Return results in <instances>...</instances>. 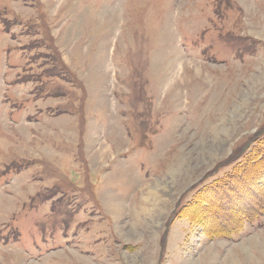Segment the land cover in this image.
<instances>
[{
    "label": "rangeland",
    "instance_id": "obj_1",
    "mask_svg": "<svg viewBox=\"0 0 264 264\" xmlns=\"http://www.w3.org/2000/svg\"><path fill=\"white\" fill-rule=\"evenodd\" d=\"M263 128L264 0H0V264H264L175 216Z\"/></svg>",
    "mask_w": 264,
    "mask_h": 264
},
{
    "label": "trees",
    "instance_id": "obj_2",
    "mask_svg": "<svg viewBox=\"0 0 264 264\" xmlns=\"http://www.w3.org/2000/svg\"><path fill=\"white\" fill-rule=\"evenodd\" d=\"M237 158L243 162L196 190L175 216L201 225L212 236L237 232L242 222L264 216V131Z\"/></svg>",
    "mask_w": 264,
    "mask_h": 264
}]
</instances>
